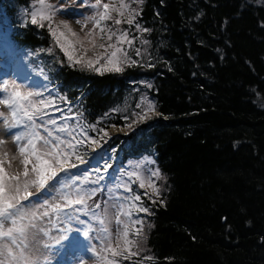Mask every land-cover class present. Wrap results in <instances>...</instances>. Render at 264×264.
Instances as JSON below:
<instances>
[{
    "label": "trees",
    "instance_id": "obj_1",
    "mask_svg": "<svg viewBox=\"0 0 264 264\" xmlns=\"http://www.w3.org/2000/svg\"><path fill=\"white\" fill-rule=\"evenodd\" d=\"M128 2L150 31L133 25L130 39L123 22L109 31L130 54L117 56L123 71L101 74L85 59L69 62L47 20L31 25L26 11L28 21H17L37 0H0V29L10 23L34 65L83 99L92 118L127 127L116 142L125 158H152L150 168L160 170L142 178L151 191L142 189L138 208L152 214L128 235L144 238L143 249L128 259L107 257L119 264H264V0ZM144 112L148 118L138 121Z\"/></svg>",
    "mask_w": 264,
    "mask_h": 264
},
{
    "label": "snow or ice",
    "instance_id": "obj_2",
    "mask_svg": "<svg viewBox=\"0 0 264 264\" xmlns=\"http://www.w3.org/2000/svg\"><path fill=\"white\" fill-rule=\"evenodd\" d=\"M137 3L142 4L143 0H137ZM39 4L42 6L40 11L31 12V25L43 28V21H49L48 31L51 36L55 38L56 43L59 45L60 49L65 53L69 62L81 63L83 57L77 58L72 50L71 43H65L62 38L65 37V33L59 31L58 29H53L51 27V21L53 19V14H49L52 9V5L47 4L46 0H39ZM95 9V16L89 17L97 27L100 26L102 21L114 19L110 14V5L102 4L101 0H96V3L91 6ZM101 8L103 11H101ZM112 11L118 13L120 19H114L116 25H120L124 22V18L127 12L126 23L127 25L135 26L138 31L149 32L150 29L147 27H141L138 22L137 17L140 15L135 9L131 8L128 4L123 3L121 0L120 7L111 8ZM64 15H78L75 11H66ZM64 23V22H61ZM64 27L71 31L66 23ZM103 31V29H101ZM73 36L76 35L75 32L72 33ZM91 35V33H89ZM127 37V32L123 33L120 37L124 40ZM111 39V37H109ZM145 44L148 43L147 40L143 41ZM46 51L51 52V49H46ZM119 51V49H117ZM136 54L139 55V49H136ZM94 63L91 59L87 60V66L93 68ZM130 66H135L136 61H128ZM93 70L103 74L105 70L109 72H121L123 68L120 66V62L117 60V53L112 52L111 57L107 60V65L99 68H93ZM5 98L0 100V105H4L10 112V115H5L4 112L0 111V118H3V122L7 132L10 134L12 129L18 128L23 125L25 128L24 133H17L14 136L15 141L19 144L20 155L23 158L24 170L22 175L20 173H5V170L0 166V264H40V256L43 255L40 248V241L42 236L51 235V227L53 226L52 214L55 215L56 230L60 233L59 238L56 243L62 244V241H67V247L75 249L79 247L83 242L80 240V234L83 237L91 241L93 239L100 240L101 245L104 246V251L111 254L112 257L117 255L122 256L124 259H128L130 255H137L140 250L143 249L144 238H137L134 241H128L127 237L129 235L128 231L123 232V237L126 244H134L136 247V252H131L127 247L123 249L113 248L107 245L100 235V230L94 227L92 220H98L104 233L108 232L105 224V219H101L99 214L92 209L88 204L89 200H92L98 193L103 192V187L101 182L105 180L106 174L109 169H111L112 164L105 160L102 167H96L93 171L97 174L96 179L91 181L92 184L97 185V187L89 189H75V197L71 191H66V189L72 187L67 184H62L59 192V196L66 201V206L72 208L69 211H63L60 204H51L47 199L44 200L43 204L40 205L44 211H39L36 205L33 204L29 208L24 201H29V199L34 195L33 189L41 190V195L44 191L50 188H55L56 184L60 181L57 180L58 175L63 173H68L70 169H75L79 165H88L89 161L84 158L88 154V149L91 152L96 153L98 148L102 149L103 144L107 143V139H110L108 132L102 127H98L97 124H89L87 128L83 126H78L69 130L67 126H60L57 131L58 133H66L68 138H62L60 135H56L52 139H47L36 131L37 128H44L48 137H53V132L51 129L46 127L47 124L56 125L57 121L49 117L48 121L43 120V116L47 113L44 111L43 105L46 103L43 100H34L33 96H38V93L33 92H23L19 90V86L13 84L12 90L9 91V84L5 83L3 89ZM50 103V102H49ZM140 105H138L139 107ZM155 105L149 102V111L154 110ZM138 121H143L148 118L147 112L136 113L135 114ZM40 123L37 124V120ZM131 128L132 124H128ZM95 132V136L91 135ZM73 133H76L73 135ZM79 137V138H77ZM107 138V139H105ZM37 140H43L42 149L37 147ZM90 142V143H89ZM3 143V141H0ZM85 149L82 155L79 149ZM100 159H104L102 154ZM2 163V161H0ZM154 163V161H153ZM90 175V174H87ZM135 173H131L130 176H135ZM153 176L160 177V170L156 169ZM7 176V179H5ZM79 179V177H77ZM50 181H55L50 185ZM144 182L141 181L139 187L144 188ZM127 187V185H125ZM155 193L157 196L160 195V189L153 185ZM129 192L132 191L131 188L127 189ZM147 195V194H146ZM40 197L37 196V200ZM130 199L133 201H140L141 195L134 194ZM151 203L156 204V200L149 197ZM163 203V200L160 201ZM100 204H95V208H100ZM138 212L151 215V210L148 207H139ZM89 217V219H82L81 215ZM131 216V213H128ZM104 216L106 218L107 211H104ZM47 218V225L44 221ZM66 224L68 227L61 229L59 224ZM135 223H142L141 220L137 219ZM76 224L79 227L76 228L75 234L69 235L73 232L72 225ZM96 233V235H92ZM42 234V236H41ZM44 248L50 247L46 242L43 244ZM84 247H89V245H84ZM92 252L97 256L99 264H116L114 259H110L103 254L102 251L98 250L95 246H91ZM150 259V258H149Z\"/></svg>",
    "mask_w": 264,
    "mask_h": 264
},
{
    "label": "rangeland",
    "instance_id": "obj_3",
    "mask_svg": "<svg viewBox=\"0 0 264 264\" xmlns=\"http://www.w3.org/2000/svg\"><path fill=\"white\" fill-rule=\"evenodd\" d=\"M47 4L52 5V9L50 11H55L53 15V24L59 28V31H62L65 33V37L62 38V40L65 43L70 42L72 46V50L74 52V55L77 58L83 57L85 60H93L94 62L98 60L99 66H106L107 60L111 57V55L108 53V48L110 45L106 44L105 39H102L101 37V26L97 27L91 20H89V17L95 16L96 12L95 9H93L91 6L96 3V0H90V4H84L82 0H46ZM102 4H109L111 7L116 6V3L114 4V0H101ZM120 7V6H119ZM37 11V10H35ZM66 11H75L76 13H79L78 15H64L63 13ZM101 11L103 9L101 8ZM49 14H52L49 12ZM22 20H28L27 14L23 13L21 16ZM64 22L68 25V27L71 29L69 31L64 27ZM75 32L76 35L73 36L72 33ZM91 33V35H89ZM17 51V50H16ZM5 49L2 48V43L0 44V57H4ZM21 54L20 52L17 53L15 57H13L9 62V66L7 68L9 69H0V90L3 89V86L5 83L9 84V91L12 90V85H18L15 83V77L17 75L16 73V65L19 64L21 61ZM4 70V72L1 71ZM22 76V74H19ZM27 77L26 75H23ZM29 85H33V83L30 82ZM19 90L23 92H31L32 89L28 87L27 84H24L23 86L18 85ZM28 87V88H27ZM5 98V94L3 91H0V100ZM37 100V98H33ZM0 111L4 112L5 115H10L9 110L6 106L0 105ZM44 119V118H43ZM124 132V129H118L113 128L109 130V134L112 136L119 135ZM14 129L11 130V133L9 134L5 128L3 118H0V141H3V143H0V166H2L5 170V173H20L22 175L24 170L23 165V158L20 155L19 151V144L14 139L15 136ZM53 138V137H52ZM43 146V145H42ZM38 147V143H37ZM42 149V148H41ZM142 161L138 162L139 170H133V172L136 174L135 176H138L140 180L142 181V178H147L151 175V172L148 170V167H144L142 165ZM154 172V171H153ZM113 175V174H111ZM133 176V178H135ZM5 179H7V176H5ZM73 182L75 183L76 180L73 179ZM144 187L149 190L150 188V182L149 180H143ZM75 185V184H73ZM129 187H124L123 191L126 194H130V192L127 190ZM44 202V201H43ZM41 203H33L36 205V208L39 211H44L43 208L40 207ZM64 202V199L58 197L54 200L52 198L49 200V203L51 204H62ZM29 205L28 207L31 208L32 205ZM105 210L107 211V216L103 219H105L104 226L107 227L109 230V233L111 235V242L113 245H120L123 246L125 244V239L123 237V232L127 230L129 226L135 227L136 223L135 221L129 222L125 218V212L123 210V206L120 204H114L112 199H110L107 202ZM123 214V215H122ZM122 216V218H119ZM52 217L55 218V215L52 214ZM119 218V219H118ZM45 225H47V218H45L44 221ZM51 235H53V230L51 227ZM42 236V234H41ZM50 236H42V240L40 241V248L43 253V255L40 256V264H54L55 256L52 252H55L56 250L52 248L51 250H48L43 247V244L48 241ZM90 253V251H89ZM76 260L74 259L73 255L69 254L66 259L60 258L57 264H74ZM85 264H96L94 261H83Z\"/></svg>",
    "mask_w": 264,
    "mask_h": 264
},
{
    "label": "bare ground",
    "instance_id": "obj_4",
    "mask_svg": "<svg viewBox=\"0 0 264 264\" xmlns=\"http://www.w3.org/2000/svg\"><path fill=\"white\" fill-rule=\"evenodd\" d=\"M156 113V112H155Z\"/></svg>",
    "mask_w": 264,
    "mask_h": 264
}]
</instances>
